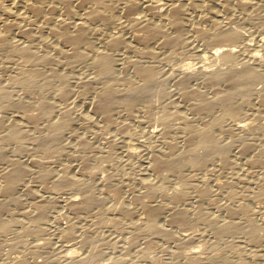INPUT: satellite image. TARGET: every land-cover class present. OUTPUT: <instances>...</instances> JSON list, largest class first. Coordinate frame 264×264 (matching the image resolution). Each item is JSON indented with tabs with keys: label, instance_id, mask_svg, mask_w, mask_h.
<instances>
[{
	"label": "rangeland",
	"instance_id": "rangeland-1",
	"mask_svg": "<svg viewBox=\"0 0 264 264\" xmlns=\"http://www.w3.org/2000/svg\"><path fill=\"white\" fill-rule=\"evenodd\" d=\"M187 1L176 0L175 2L184 4ZM200 1L203 2L202 0L188 1V11L186 9V14L181 15L184 17L180 19L182 24L176 31L178 41L175 42L176 44L173 43V46L164 42L165 46L163 43V40L173 33V28L169 26L171 23L165 16L158 18V16L152 15L153 10L156 9L154 8L155 4L146 7L140 3V8L138 5L131 13L124 10L129 14L124 16L123 1H111L112 4L111 2L109 4L113 18H110L111 21L109 20L111 23L108 24L105 19L86 25L80 43L87 44L89 49L86 50L83 45L78 47L84 50L82 51L83 61L79 62H71L67 57H60L52 47L54 46L52 45L54 44L52 43L53 39H50V45H47V42L43 43L37 37L38 35L35 36L33 30L31 39L26 35H24L25 38L22 37L21 30L14 28L16 29L13 31L14 33L11 31V42L22 43L31 48L35 52L34 54L43 52L53 55L54 60L48 65L39 67L40 77L32 79L29 86L24 89L21 85L13 83V77H18L14 73L17 71L16 61L7 60L6 53L0 51V85L7 87L6 97L8 100L6 106L5 104L0 105L3 107V109L0 108V136L8 131L7 127L11 122L20 123L21 125L16 126H20L21 128H18L24 134L23 139L20 140L19 146L21 147L19 148L12 141L0 140V182L12 167L11 163L16 161L26 168V172L20 176L18 179L20 181H17L18 183L16 182L17 184L14 186L12 192L14 198L11 195L10 197L9 193L0 191V196L2 195L0 197V219H9L10 223L5 230L0 231V264H11L18 258V264H100L106 261H108L107 264H111L117 260L118 264H184L185 253L191 250L195 251L194 264H234L235 262V264L238 262L264 264V178L262 176L264 165L249 162L248 166L247 162L253 156L261 157L264 160L263 153H260L261 148L264 147V130H262L264 129V104L259 99L261 95H264V46L255 48L252 41H249L246 46L237 42L239 46L231 59L224 61L218 58L210 66V71L240 69L245 66L244 56L252 47L258 52L257 65L252 66L262 75L261 78H258L259 80H255L250 92L248 91L247 104H239L243 102L242 96L229 87L230 83L229 85L228 82H223V84L220 82L211 87L207 82L205 83L206 79L194 69L191 70V73L193 72L192 74L195 76L187 82L189 87L199 90L206 99L214 98V95L225 91L229 92L230 89L234 92L229 93L228 100L238 103L239 106L236 105L235 110L228 116L222 115L218 124L220 130L212 131L217 142L223 144L226 158L229 159L223 165L224 167L218 165L219 159L216 156H213L214 159L203 160L200 163V169L192 168L190 165L175 169L164 167L156 170L149 167L148 161L151 154L164 150L161 140L172 139L176 144L175 147L177 146L175 149L178 151L186 149L185 145H189L182 139L183 134L186 133L182 129L181 120L175 115L176 112L186 114V117L189 115L188 120H192L190 123L193 122L194 126H198L207 119L206 115H197L188 110L189 108L186 107L188 101H183L180 88L176 84L179 76L173 71L177 65L183 62L196 63L200 55L214 46L213 42L211 43L197 34L199 28H203V32H207L209 21L205 20L207 18H209L208 20L226 22L230 20L231 27L244 31L252 38L264 34V27H260L264 24V0H248L250 2H247L243 8L239 4H235V0H231L232 2L226 8L219 5L214 6L213 12L209 14L211 16L207 18H204L202 6L199 8V5L203 4ZM191 2H193V6ZM134 15L140 17V23L144 24L131 23L128 19ZM143 15L144 19L149 21L143 20L141 18ZM139 24L142 27H147V25L149 27L142 28ZM115 26H119V28ZM154 26L164 29L163 33L146 40V43L150 40L149 45H145L151 48V55L142 56L139 54V49L143 48V44L131 41V35H145L150 28H155ZM194 29H197L196 32ZM119 31L120 34H118ZM108 33L122 35L123 40L126 38L123 43L127 44L128 41L130 44L124 46L121 43L117 47L107 48L103 38ZM227 41L224 40L223 43L227 44ZM68 46V44H59V47L66 48L65 50L69 48ZM97 50L104 51L109 58V77L96 76V69L90 66L92 53ZM129 61L133 64L147 66L150 70L153 84L147 93L146 101H144L147 106L143 100L135 102L132 107H129L130 110L120 104H114L107 111L109 118L107 122L103 113L96 109V97L94 96L105 85H108L111 91L118 95L125 92L127 87L122 85L117 80L118 78H123L129 83L139 81ZM46 79L47 82L43 83ZM60 84L66 90L62 99L56 95ZM147 99L149 100L147 101ZM16 103L27 105L23 108L25 111L21 110L22 108H17ZM221 108L222 104L215 103L210 106L208 114L213 116ZM41 109L47 112L46 116H38L35 120L23 117V112L33 115L38 114ZM163 111L169 112V114L174 111L171 114L175 119L172 116L173 120L171 119L167 123L161 121L158 118H161L160 114ZM17 114L20 117H17ZM59 117L60 119L64 117L69 122L63 126L56 134L55 140L52 141L46 136L48 127L52 123L51 121L60 120ZM240 118L248 121L247 132L245 131L244 135L235 139L234 136L226 133V129L228 130L230 125L235 122L234 119ZM6 122L8 123L6 124ZM180 125L182 126L180 127ZM147 129H154L161 133L148 137L145 134ZM167 129H170L169 132ZM183 130L184 132H182ZM170 137L172 138L170 139ZM137 142L141 143V147L136 146ZM245 142L250 144V148L247 150L249 153L243 152ZM134 143L137 144L134 145ZM194 143H196L195 139ZM131 146L137 147V150L130 155L127 149ZM45 148L49 151L47 152ZM258 153L262 156L257 155ZM189 156L187 155V157ZM59 172L63 174L61 175ZM64 174L69 178L76 179L81 187L78 188L79 186L67 183L56 185L61 176L65 177ZM83 187L94 196L96 202L79 211L67 207L65 199L71 195H76L81 199ZM191 187L195 188L194 191ZM201 187H204L207 192L202 198L195 191ZM150 189L153 190L152 194H150ZM175 190L181 197V202L173 204L169 200V194L171 195ZM36 203L42 205L41 220L37 224L34 221L31 222L35 211L37 213L34 207ZM142 203H146L145 206L150 208L154 204L162 205L164 209H161L162 212L156 223L169 231V238L166 239V236L161 234L155 236V234L143 231L145 223L141 220L144 216L140 209ZM122 209L131 211L130 215H126ZM175 210L182 211V217L185 220L183 225L175 221L172 222L171 216ZM226 222L231 227L230 232L220 233L217 227ZM35 225L40 231L36 230ZM66 227L71 229L68 237L62 233L63 228ZM250 232L251 235L254 234V239ZM181 234H189V239H182ZM64 241L65 243L77 242L75 249L81 259L76 258L74 263H69L61 257L63 253L61 245L65 244ZM39 242L40 244L37 246L36 243Z\"/></svg>",
	"mask_w": 264,
	"mask_h": 264
},
{
	"label": "bare ground",
	"instance_id": "bare-ground-1",
	"mask_svg": "<svg viewBox=\"0 0 264 264\" xmlns=\"http://www.w3.org/2000/svg\"><path fill=\"white\" fill-rule=\"evenodd\" d=\"M111 1H113V0H0V51H1V53H3V52L6 53L5 54V58L7 60H9V61H11V60L14 61L15 60L16 61L17 66H15V67H17V71H15L14 73H16L15 75H18L19 78L15 77L16 78L15 79L13 77V79H14L13 83L14 84H18V86L21 85L24 89L27 88V86H29V82L32 79L40 77V74L38 72L39 67L48 65L49 63L53 62L54 58L52 57L53 55L51 56L48 53H43L42 52L41 54L40 53L39 54H34L35 52L32 51L31 48H29L27 46H24L22 43L16 42V41L15 42H11L10 41V39H11V37H10L11 36L10 35L11 31L13 32L16 29L17 30H21L22 31V37L24 35H26L27 38L31 39L32 38L31 31L33 30V32H35V34H36L35 36L38 35L37 37L41 41H43V43L47 42V45L48 44L50 45V39H53L52 43H54V44H52V45H54V46H52V45L51 46L54 47L53 48L54 51L56 50L55 52L58 53V55H60V57L61 56H63L62 58H64V57L66 58L67 57V59L69 58V60L71 62L83 61V57H82L83 53H82V51H84V50H83V48H80V49H82V50H80L78 47H80V45L81 46L83 45V46H85L86 50L89 49L87 44L80 43V41L82 39L83 31L85 30L86 25L89 24L90 22L101 21V20L107 19V23L108 24L111 23V22H109L110 18L113 19L112 18V11L110 12L111 9H109L110 8L109 4H110ZM122 1H123V4H122L123 5L122 6L123 12L125 10V11H129L130 13L132 12V10L134 11V9H136L137 6L140 3H143L146 7L150 6V5L152 6V5L155 4L154 8H156V9L153 10L152 15L158 16V18L165 16V18L167 20H169L170 23H171V25H169V26H171L173 28V30H172L173 33H170L172 35L169 34V36H167L166 39L163 40V43L166 42L167 44H169V46H171L173 43L174 44L177 43L176 41H178L177 40L178 38H177V35H176V31L179 30L180 27H181V24H182L181 21L182 20H180V19L184 17V16L181 17V15H183L184 13L186 14V12L188 11L187 8H188V4H189L190 0H188L189 2L188 1L186 2L187 4L186 3L183 4V2H182V4H180L178 2H175L176 0H122ZM202 1L203 2H201V1L200 2L203 3V4L199 5V8H200V6H202V9H203L204 14H205L204 18H207V17L211 16V15L209 16V14H211L213 12L212 8L214 6L219 5V6L223 7V8H226V6L230 5V3L232 1H234V0H232V1L231 0H202ZM228 1H230V2H228ZM235 1L237 2V3L235 2V4H239L242 8L248 2V0H235ZM165 2H167V3H165ZM111 4H112V2H111ZM192 4H193V2H191V5ZM196 5H198V4H196ZM239 5H237V6L239 7ZM194 7H196V6H194ZM138 8H140V5L138 6ZM190 8H192V7H190ZM186 9H187V11H186ZM140 11H143V10H140ZM151 11H152V9H151ZM126 14L129 15L128 13H125L124 16ZM118 16H119V11H118ZM130 18L128 20L131 23H133V24H137V23L141 22V19H139L140 17H137L135 15H134V17H130ZM141 18L143 20H145L144 19V15H143V17L141 16ZM145 18H146V16H145ZM119 19L121 20V18H119ZM208 19L209 18H207L205 20L206 22L209 21L208 22V27H207V32H203V28L202 29H200V28L198 29L197 28L198 30L197 29L196 30L198 31V33H197L198 35H200L204 39H207V40L211 41V43L213 42L214 46H212V48L209 49V51L206 48L207 52L205 51V53H203V55H200V57H198V58L196 57L197 58V62L196 63L192 64V62H183V63L181 62L182 64L177 65L173 69V71L176 72V74L179 76V78H178L179 80H178V82L176 84L178 85L177 87L180 88V92L181 93L179 91H176V90H175V92H179L181 94L183 101L184 100L188 101V104L186 106L187 108H189L188 110L193 111L194 114L196 113L197 115H199V114L200 115H206L207 119H205V121H203L202 123L198 124V126H194L192 124L193 122L190 123L192 120L191 121L188 120L189 115H188V117H186L185 116L186 114L183 115L180 112H176L175 113L176 117L181 120L180 123L183 125V126L180 125V127L182 126L183 127L182 129H184L185 133H186V134H183V138L182 139L184 140L185 143H189V145L188 146L185 145L186 149H182V150L178 151L177 149H175L177 146L175 147L176 144H175V142L172 141V139H171L172 137H170L171 140H168L169 138L168 139L166 138L163 141L161 140V142H162V144L164 146V150H162L161 152L156 153V154H151L149 161L147 160L149 162V167L152 168V169L156 170V169L164 168V167H166L168 169H173V168L175 169V168L184 167V165H190L192 168L193 167H198L200 169V167H201L200 163L203 160H205L206 158H213V156H216L219 159V164L218 165H222V166L225 165V163L229 159L226 158L227 156L225 155V151H224L225 149L223 147V144H219L217 142L216 138L212 135V131L215 130V129L220 130L219 129L220 125H218V124H219V118L222 115L223 116H228V114H231L235 110V106L236 105L239 106L238 103H232V102H230L228 100L229 93L230 94L234 93V92L235 93L236 92L240 93V95L242 96V101L243 102L241 101L242 103H239V104H243V103L247 104L248 100L246 98V95L248 94V91L250 90V88H252L251 86L253 85L255 80L257 81V80H259L258 78H261L262 73L257 72L255 70V67L252 66V65H257V61H258V52L255 51L253 47L244 56V58H245V60L243 59L244 63H245L244 67H242L240 69H238V68L237 69H234V68L231 69L230 68L231 69L230 71H225L224 69L223 70L215 69L214 71H210L211 63L214 62L216 59L220 58L221 60H224V61L231 59V57L233 56L237 46H239V45H237L238 43H241L242 45L246 46L247 44H249L248 43L249 41H252L253 42L252 43L253 46L254 45L256 46V47L254 46L255 48L263 47L264 46V34H262L260 36L258 35V37L254 36L255 38H252V36L250 37V36L246 35L244 31H242L240 29H237V28L231 27L229 25L230 20H228L226 22V21H223V20L222 21L221 20L216 21V20H208ZM145 21H149V20L147 19ZM145 21H143V22H145ZM165 22H167V21H165ZM104 23H106V21ZM183 23H184V21H183ZM242 23H244V22H242ZM142 24H144V23H142ZM165 24H167V23H165ZM123 25H124V23H123ZM24 26H26L27 28H25ZM119 26L118 27L115 26V27L119 28ZM147 27H149V26L147 25ZM147 27L143 26L142 28H147ZM156 27L155 28H153V27L150 28L149 32L147 34H145V35L144 34L143 35H140V34L131 35V39H132L131 41L135 42L136 44H138V43H140V44L142 43L143 44V48L142 49L138 48L139 49V54H142V56L151 55V48L148 47L147 45H145V44H148L150 42V40H149L148 43H146L147 42L146 40H148V38L149 39L152 38L154 35H157V34L159 35V33H163L164 29H162L161 27H157V28ZM166 27H168V26H166ZM260 27L261 28L264 27V24H262ZM14 28H16V29H14ZM136 28H138V27H136ZM196 30H195V32H196ZM118 34H120V31H119ZM118 34L117 33L116 34L115 33H108L107 35H104V36H106L105 38H103L104 39V45L107 48H109V47L113 48V46L117 47L118 45H121V43H123V42L125 43L124 40L126 38L123 40L124 37H121L122 35L120 36ZM164 35H165V32H164ZM162 37H163V34H162ZM24 38H25V36H24ZM156 39H154V40H156ZM224 40H225V42H226V40H228L229 42L227 41V44H224L225 43V42L223 43ZM209 41H207V43H209ZM126 43L127 44H124V46L130 44L128 41ZM163 43H161V44H163ZM59 44H68L69 48L67 50H65L66 48L62 49V48L59 47ZM210 44H209V47H211ZM164 45H165V43H164ZM92 54L93 55L91 56L92 58L90 60V66H92V67H94L96 69V76L109 77L110 76V68H109V58H108V56L102 50L101 51L100 50L94 51ZM2 58L4 59V57H2ZM67 59H66V61H68ZM129 62H130V64L132 65V67L134 69L135 73L134 72L133 73L138 76V78H139L138 80L139 81L129 83V82H127V80H124L123 78H121V79L118 78L117 80L119 82H121L122 85L124 84V86L127 87L125 92H123L122 94L118 95V94H116V92L111 91V89L108 87V85H105L103 87V89L101 91H99L98 93H96V95L94 96V97H96V104H95L96 105V109L98 110V112L100 111L101 113H103V115L105 116V120H107V122H108V119H109L107 111H108L109 108H111L112 105L120 104L121 106H123V107L125 106L126 108L129 109V107H132L135 102L137 103L138 100L139 101L143 100V103H144V101H146V98H147V93L150 91V88H151V86L153 84V78H152L150 70H149V68L147 66L133 64L131 61H129ZM258 66H259V64H258ZM94 68H92V69H94ZM14 69H16V68H14ZM192 69H194L195 71H197V73H199V75L204 77L206 79L205 83L207 82V84L211 85V87L215 86V85H218V83H220V82L222 84H223V82H225V83L228 82V84L229 83L231 84V85L229 84L230 85L229 87L232 88L234 90V92H233L232 89L229 88L230 89L229 92L228 91H225L223 93L219 92L221 94L214 95L213 96L214 98H208V99L204 98L202 96V93L199 90H195V89L189 87L188 84H187V82L189 80H191V78H193V76H195V75L192 74L193 72L191 73ZM47 76L49 77L51 75H47ZM46 82H47V79L43 83H46ZM11 84H12V81H11ZM22 87H19V88H22ZM231 90H232V92H230ZM65 93H66V90L64 89L63 85L60 84L59 87H58L56 95H58V97L62 99L63 96L65 95ZM6 96H7V87L4 86V85L3 86L0 85V105H4L5 104V106H6V104L8 102ZM177 99H178V97H177ZM259 99H260V102H262V104H264V95H261ZM148 100L149 99H147V101ZM186 101H184V102H186ZM150 103H148V104H150ZM215 103L222 104V108L219 109L218 112L215 115L210 116L208 114L209 108H210L211 105H213ZM144 104L146 105V103H144ZM144 104H140V105H144ZM17 106H18L17 108H22L21 110L25 111V109H23V108H25L27 105L18 103ZM242 106H244V105H242ZM0 108L3 109V107H1V106H0ZM96 109H94V110H96ZM173 112H171V113H173ZM26 113L27 112H25V113L23 112V117L24 118H28L30 120H33V119L35 120L36 117H38V116H46V114H47V112L44 109H41L39 111V113H38L39 115L36 114V113L33 114V115H30L29 113L26 114ZM132 114H133V112H132ZM170 114H169V112L163 111L162 114H160L161 118H158V119H161V121L167 123L169 120L172 119L173 115L172 114L170 115ZM17 117H20V116L18 115ZM60 117H59V119H60ZM190 117H191V115H190ZM131 118H133V117H131ZM173 119H175V117ZM234 121L235 122L232 121L233 124L230 125L229 129L228 130L226 129V133L229 134L230 136H234L235 139H236L237 137L239 138L242 135H244L245 131L247 130L246 128H247L248 121L246 119H243V118L234 119ZM51 122L52 123L49 124L50 126L48 127V131H47L48 133H47V135L46 134L45 135L47 136V138H49L50 140L53 141L56 138V134L69 121L66 118L62 117L60 120L51 121ZM7 123L8 122H6V124ZM19 124H17V122L9 123L8 124L9 127H7L8 131H6V133H3L5 131L2 132L3 134L0 136V140L2 139V140H5L6 142L7 141H12V142L16 143L18 148L21 147V146H19V143H20V140L23 139L24 134H23V131L21 129H19L21 127L18 126L19 127L18 128L16 126V125H19ZM103 125H104V123H103ZM5 127H6V125H5ZM222 129H224V128H222ZM169 130H168V132H169ZM184 130L182 132H184ZM262 130H264V129H262ZM180 132H181V130H180ZM159 133H161V131L158 132V131H156L154 129H149L148 131H146L145 134L148 137H152V136L158 135ZM249 136H250V134H249ZM194 139L196 140V143H194ZM173 140H174V138H173ZM191 141H193V142H191ZM137 143H134V145L137 144ZM136 146L141 147V143H138ZM249 148H250V144L248 142L247 143L245 142L244 147H243V152L249 150ZM260 148H261V146H260ZM42 149H44V148H42ZM127 150H128V153L131 155V154L136 152L137 147H134V146L132 147L131 146ZM48 151L49 150H47V152ZM247 152H245V153H247ZM241 153H242V151H241ZM260 153H263L262 155H264V147L261 148ZM187 155H190V156L187 157ZM257 155H260V154L258 153ZM262 155H260V156H262ZM242 156H244V155H242ZM244 158H247V157H244ZM247 162H248V166H249V162L252 163V164L255 163V164H259V165L260 164L264 165V163H263L264 160L261 157H258V156H255V157L253 156ZM11 164H12L11 165L12 167L6 172V174L4 176V179H3L4 181L2 180V182H0V191H2L3 193H9V196L10 195L12 196V192H13L14 186H16V184L20 181V180L18 181L20 176L23 173L26 172L25 166H22L20 163H17L15 161V162H13ZM246 166H247V164H246ZM175 172H177V171H175ZM248 172H250V171H248ZM248 172H247V174H248ZM262 173H263L262 176L264 178V172H262ZM259 177H261V176H259ZM176 179H177V177H176ZM63 183H67L69 185L77 186V187L79 186L78 188L81 187V185L77 182L76 179L74 180L71 177L69 178V177H67V175H65V177L61 176V178L57 181L56 185L60 186ZM204 187H201V188H198V189L195 190L197 192V195L199 197H201V198L205 196L204 195L205 193H207L206 192L207 188L205 187L206 188L205 189ZM83 188H84V190L81 191V192H83V196H82L81 199H79L76 195H73V196L71 195V197H67L65 199V202L68 205V206L66 205L67 207H69L72 210L79 211L80 209L81 210L83 208L85 209L87 206H89V205H91V204L96 202V199L94 198V196L91 193H89L88 190L85 187H83ZM191 188L194 191L195 188H193V187H191ZM149 191H150V194L153 193L152 189H150ZM256 191H257V189H256ZM260 191H262V190H260ZM257 193H260V192H257ZM7 195H4V196H7ZM259 195H261V194H259ZM9 196H8V198L10 199L11 196L10 197ZM169 200L173 204L181 202V197L177 194V190H175L171 195L169 194ZM146 203L140 204L141 208L139 207L141 209V211L143 212V214H144V216H142V218H141V220L144 221L143 223H145V225H144L145 226V230H143V231H147L148 233L155 234V236H156V234H158V235L161 234L163 236H166V239L169 238L170 237L169 231L167 229L162 228L161 226H159L156 223V221L158 220V218L160 216V213L162 212L161 209H164V208L162 207L161 204H154V206L151 207V208L150 207H146L145 206ZM34 207L37 210V213L35 211L36 214L34 213L31 222L34 221V223L37 224L41 220L42 205L36 203V205H34ZM135 208H137V207H135ZM128 209L126 211L122 209L123 211H125L124 213H126V215H130V213H131V211H129ZM66 210H69V209H66ZM70 211L71 210H69V212ZM120 211H121V209H120ZM182 215H183L182 211L175 210L173 212L172 216H171L172 222L175 221L178 224L183 225L185 220L183 219ZM8 220L0 219V231L5 230L6 227L8 226V224H10ZM35 227H36V225H35ZM70 227H71V225H70ZM217 229L220 231V233L221 232L227 233V232H230L231 227H230L229 223L226 222L224 224L222 223L221 226L219 225V227H217ZM36 230L40 231V229H38L37 227H36ZM70 230L71 229H67V227L63 228V230H62L63 235L68 237L69 234H70ZM32 231H34V230L32 229ZM245 231H246V229H245ZM251 232H250V235H251ZM251 236L254 239V234H252ZM181 238L184 239V240H187V239H189V234H181ZM253 239H250V240L253 241ZM64 243H65V241H64ZM76 243L77 242H71V243L68 242V243H65V244L61 245V247L63 248L62 249L63 253L61 254V257L64 260H67L69 263H74L76 261V258H78V259L80 258L78 256V253H77L76 249H75L76 248L75 247ZM39 244H40V242L36 243L37 246ZM185 254L186 255H185V259H184L185 260L184 264H194L193 263V257L195 256V251L191 250V251H189V252H187ZM14 260H15V258H14ZM184 260H182V261H184ZM106 262H108V261H106ZM106 262L105 263H100V264H107ZM18 263H19V258L16 259L13 264H18ZM111 264H118V260H117V262H112ZM237 264H243V263L238 262Z\"/></svg>",
	"mask_w": 264,
	"mask_h": 264
}]
</instances>
